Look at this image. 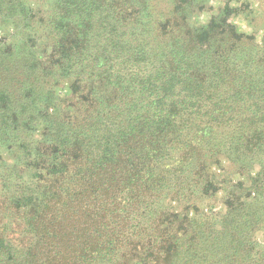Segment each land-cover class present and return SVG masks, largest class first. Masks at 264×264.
<instances>
[{
    "label": "trees",
    "instance_id": "16d2710c",
    "mask_svg": "<svg viewBox=\"0 0 264 264\" xmlns=\"http://www.w3.org/2000/svg\"><path fill=\"white\" fill-rule=\"evenodd\" d=\"M208 2L0 0V264H264V2Z\"/></svg>",
    "mask_w": 264,
    "mask_h": 264
},
{
    "label": "rangeland",
    "instance_id": "374dc122",
    "mask_svg": "<svg viewBox=\"0 0 264 264\" xmlns=\"http://www.w3.org/2000/svg\"><path fill=\"white\" fill-rule=\"evenodd\" d=\"M231 2L232 5L240 6L242 3H248V7H245L244 4L242 6L243 8V14H241L239 17L234 18V21L239 25L240 29L247 31V32H253L252 27L249 26V18H251V12H254L255 14L260 11V7H263L264 0H209L207 8L200 13V16L197 18L201 21L206 22L209 17L216 12L220 7H222L226 2ZM249 16V18H248ZM9 31L12 30V27H7ZM5 28L2 26L0 27V37L3 36L2 30ZM12 32V31H11ZM264 31L260 30L256 32L257 39H261V36L263 35ZM229 160L225 157H220V161L216 164H213L210 168V170L213 173H218L220 177H224V174L226 173V170L229 167ZM243 176L239 173H233L231 175L232 180H238L242 178ZM223 192L220 191L218 193H215L212 197H208L207 200H205L204 204L202 205L203 209L210 210L213 209L215 213H222L224 211V205H223ZM260 239L264 240V236L259 234Z\"/></svg>",
    "mask_w": 264,
    "mask_h": 264
}]
</instances>
